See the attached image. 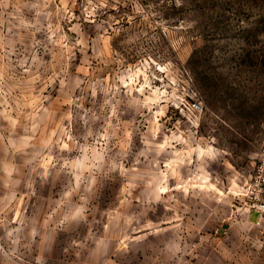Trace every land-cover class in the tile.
Segmentation results:
<instances>
[{
    "label": "rangeland",
    "instance_id": "obj_1",
    "mask_svg": "<svg viewBox=\"0 0 264 264\" xmlns=\"http://www.w3.org/2000/svg\"><path fill=\"white\" fill-rule=\"evenodd\" d=\"M263 137L264 0H0V264H264Z\"/></svg>",
    "mask_w": 264,
    "mask_h": 264
},
{
    "label": "built area",
    "instance_id": "obj_2",
    "mask_svg": "<svg viewBox=\"0 0 264 264\" xmlns=\"http://www.w3.org/2000/svg\"><path fill=\"white\" fill-rule=\"evenodd\" d=\"M191 106L194 109L200 108L198 103H192ZM246 192L250 212L255 211L258 214L255 224L264 226V137L258 149L257 162L247 181Z\"/></svg>",
    "mask_w": 264,
    "mask_h": 264
}]
</instances>
